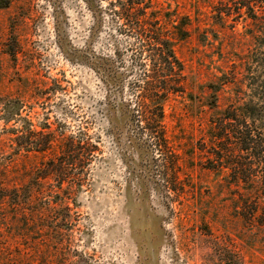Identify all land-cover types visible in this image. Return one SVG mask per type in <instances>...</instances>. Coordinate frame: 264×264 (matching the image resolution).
Wrapping results in <instances>:
<instances>
[{"label":"rangeland","instance_id":"obj_1","mask_svg":"<svg viewBox=\"0 0 264 264\" xmlns=\"http://www.w3.org/2000/svg\"><path fill=\"white\" fill-rule=\"evenodd\" d=\"M151 3L190 22L174 45L185 92L165 106L170 148L157 163L112 135L107 89L81 61L87 46L112 52L107 18L92 34L85 0H0V264H264V227L234 212L225 175L200 151L212 115L247 82L239 60L263 46L250 20L215 15L228 0ZM211 84L221 86L216 109ZM81 133L97 150L59 182L49 163Z\"/></svg>","mask_w":264,"mask_h":264},{"label":"trees","instance_id":"obj_2","mask_svg":"<svg viewBox=\"0 0 264 264\" xmlns=\"http://www.w3.org/2000/svg\"><path fill=\"white\" fill-rule=\"evenodd\" d=\"M85 2L93 15L92 34L102 28L106 18L114 27L110 34L112 52L90 54L88 46L81 51V61L99 75L107 89L103 111L109 129L115 137L124 136L131 148L150 153V163H157L170 148L165 106L172 97L185 92L184 66L174 45L188 38L189 19L172 20L151 0H112L107 6L100 0ZM215 15L221 20L232 15L250 20L248 35L264 47V0H228L226 7L216 8ZM263 47L255 57L239 60L247 82H240L234 101L212 115L207 142L200 148L207 169L225 175L236 204L233 210L248 227H264ZM210 89L214 95L209 106L216 109V93L221 86L213 84ZM88 139L86 133L69 136L56 164L49 163L60 174L59 182L66 181L72 171L83 174L97 150ZM48 145L42 142L37 148L44 151ZM69 166L73 169L68 170ZM3 197L0 195V200Z\"/></svg>","mask_w":264,"mask_h":264}]
</instances>
